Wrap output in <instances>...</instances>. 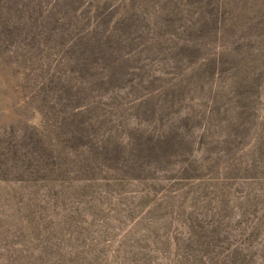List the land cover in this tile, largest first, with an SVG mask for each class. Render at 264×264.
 <instances>
[{
	"label": "rangeland",
	"instance_id": "1",
	"mask_svg": "<svg viewBox=\"0 0 264 264\" xmlns=\"http://www.w3.org/2000/svg\"><path fill=\"white\" fill-rule=\"evenodd\" d=\"M0 264H264V0H0Z\"/></svg>",
	"mask_w": 264,
	"mask_h": 264
}]
</instances>
